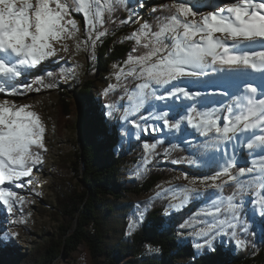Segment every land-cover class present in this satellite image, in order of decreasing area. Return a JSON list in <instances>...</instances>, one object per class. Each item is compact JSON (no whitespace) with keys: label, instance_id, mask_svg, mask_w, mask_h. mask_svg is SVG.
Listing matches in <instances>:
<instances>
[{"label":"snow or ice","instance_id":"snow-or-ice-1","mask_svg":"<svg viewBox=\"0 0 264 264\" xmlns=\"http://www.w3.org/2000/svg\"><path fill=\"white\" fill-rule=\"evenodd\" d=\"M119 3L126 6L125 0ZM210 7L212 10L200 12L187 0H172L153 8V12L167 15L154 18L155 30L145 21L126 36L134 41V47L115 78L137 81L131 92L125 90L127 106L121 105L123 119L137 130V139L139 133L163 129L192 135L187 132L190 128L206 138L205 147L214 150L210 157L211 174L181 173L176 179L185 183L161 187L157 197L167 196L169 206L179 211L207 193L204 207L195 214L205 217L197 221L203 226L182 225L194 228L193 235L203 241L196 243V248L212 249L217 235L230 236L236 247L245 248L246 241L237 232L238 228L248 230L241 223L243 205L237 201L238 195L251 193L252 215L258 211L264 223V134H256L257 130L264 133V98H257L258 88L242 80L231 102L218 111L205 107L209 94L193 89L215 87L216 81L230 74L241 78L249 72L264 74V0H221ZM115 11L114 0H0V205L9 214L16 205L26 202L16 190L32 183L34 169L44 163L43 153L48 151L47 128L41 114L34 105L18 103L10 97L55 87L45 83L43 76L32 82L26 76L44 62L59 58L61 52H68L69 41L77 50L89 42L95 48L96 42L107 34L98 28H103L106 16L112 20ZM74 13L83 17L85 40L80 39L81 25ZM74 71L61 69V79H69ZM117 87L110 84L103 95L108 96ZM146 106L152 115L141 116L143 127L136 119L129 121ZM220 112L224 114L221 116ZM149 118L157 123L147 124ZM182 125L186 127L182 129ZM158 143H142L144 170L152 163ZM237 144L246 145L256 158L238 166L234 159ZM187 163L196 165L197 161L188 159ZM141 174L139 170L136 173ZM226 188L234 190L225 196ZM143 218L144 213L140 212L130 221L128 235ZM10 235L15 237L18 233Z\"/></svg>","mask_w":264,"mask_h":264},{"label":"trees","instance_id":"trees-1","mask_svg":"<svg viewBox=\"0 0 264 264\" xmlns=\"http://www.w3.org/2000/svg\"><path fill=\"white\" fill-rule=\"evenodd\" d=\"M195 4H203L204 0H191ZM116 11L112 14V20L105 17L106 23L103 31L110 33L100 51L99 65L104 71L111 62L122 61L127 58L134 44L131 41L119 43L114 41V32L126 31V21L130 16V6H125L115 1ZM167 15V13L151 12L143 17V24L148 21L155 30V17ZM140 24V25H141ZM140 25L133 28L138 29ZM142 51V50H141ZM138 54V53H137ZM103 57L105 58L103 62ZM94 82L87 81L78 93L80 105V118L78 122L79 138L72 142V149L61 155V171L56 177V203L54 214L57 220H61L59 231L49 240L38 245L15 263L6 257L0 256V264H60L61 257L69 258L72 253L79 250L81 245L87 248L92 264H264V223L260 222L258 230H250L243 236L246 241L245 248H238L233 239L227 243L214 242L213 248L201 250L178 235L182 225L196 212L198 206L205 199L198 201L193 199L182 210L165 215V203L157 201L148 211L142 225L125 241L115 246H107L104 233L97 228H90L96 220L97 209L108 197L122 198L126 193H135L139 196L149 194L153 187L161 181L169 180L181 173L189 175H203L211 173L210 147H205L206 138L194 133L188 128V135L194 139L190 145L179 138L165 137L156 149V155L152 157V163L144 171V174L135 180H127L121 183L118 179L121 175L123 161L118 151L126 149L128 143L121 131L119 122L114 121V115H106L103 105L110 102L108 96L100 98L94 91ZM193 90L200 91V87ZM163 92V89H161ZM203 93V92H202ZM208 95L205 107L223 108L222 95L216 93ZM64 96H67L63 93ZM69 97V96H68ZM114 99V98H113ZM64 116L71 115V103L62 99ZM150 103H153L150 101ZM199 107V105H197ZM151 111L142 110L138 116ZM224 113L220 112L222 116ZM186 125H182V129ZM180 135L185 132L179 131ZM153 133H141L139 139L131 141V146L136 147L141 139H152ZM44 154V153H43ZM254 152L242 153V159L247 160ZM207 161L210 160L208 166ZM188 159L201 160L199 164L189 165ZM179 160V163L172 161ZM64 169L67 172H63ZM69 174H72L69 176ZM80 176V177H79ZM80 182H76L77 178ZM234 189L231 188V191ZM207 196V195H206ZM246 211L248 222L252 221V207L249 201L250 193H242L237 196ZM262 221V220H261ZM148 225L149 227H145ZM2 226L0 223V230ZM146 245L159 250L154 256H144ZM1 251V250H0ZM132 256V258H127ZM127 258V259H126ZM125 259V260H124Z\"/></svg>","mask_w":264,"mask_h":264},{"label":"rangeland","instance_id":"rangeland-1","mask_svg":"<svg viewBox=\"0 0 264 264\" xmlns=\"http://www.w3.org/2000/svg\"><path fill=\"white\" fill-rule=\"evenodd\" d=\"M115 1L119 2V0ZM171 2L172 0H125L126 6H130L131 20H126V26L123 28L126 31H117L113 33L114 41H118L119 43L131 41L127 40L126 36L136 30L133 27L135 25H140L144 16L153 12V8H158L163 4ZM187 2L195 5L196 9L200 12H207L212 10L210 7L211 5L219 4L221 3V0H204L203 4H195L192 3L191 0H187ZM141 4H143L144 7H140ZM74 16L78 19L81 25L80 39L85 40L86 37L83 17L82 15L75 13ZM98 30L103 31V28H98ZM109 35L110 33H107L104 37L97 41L95 48H92L89 42L87 47L82 45L80 50H77L74 42L69 41L68 52H61L59 54V58L44 62L42 66L37 67L26 76V80L28 82H32L37 76H43L45 83H53L55 87L50 89L42 88L40 92H32L27 96L10 97V99H14L18 103H29L34 105V110L41 114L47 128L45 141L48 149V151L43 154L44 163L37 167L41 170L40 178L36 179V177L34 178L32 176L31 179L33 184L26 183L25 188L16 190L19 195L26 198V202L22 206L16 205L12 214H9L6 208L0 205V223L2 226L0 230V256L6 257L10 262L15 263L19 261L25 253L30 252L38 245L46 242L53 234L59 231V226L62 221L57 220L56 215L54 214L56 203L55 180L59 174V170L61 171V155L68 153L72 149V142L79 138L77 128L81 114L77 95L87 81L92 80L94 82L93 89L100 98L105 96L103 95V92L110 84L118 85L114 91L109 93L108 97L111 101L109 103L106 102L103 105V108L106 115L110 116L109 113L111 112V115H114V121L120 123L122 127L121 131L128 143L125 150L121 149L118 151V155L123 161L121 175L118 179L121 183H125L127 180H135L144 174L145 170L142 167V157L144 155L142 143L144 141H158L160 143L165 137L172 136L173 138H179L186 144L190 145L193 143L192 141L194 139L190 138L186 135V133L180 135L179 132H172L167 129H163L153 133L155 137L152 139H141L136 147L131 146L130 142L137 139V130L133 129L131 124L123 119L124 111L121 105L127 106V94L125 90L127 89L128 92H131L137 81L130 77L127 79L122 78L120 81L116 80L115 74L120 67H124V61L126 59L111 62L107 67V71H104L102 66L99 65V60L101 58L100 51ZM131 42L134 44V41ZM132 54L135 55L137 53ZM104 59L105 58L103 57V62L105 61ZM61 69H65L66 71L74 69L75 71L74 74H70L69 79L64 80L61 79ZM47 73H51L52 75L49 76ZM242 80L246 83H252L253 86L258 88L257 98H264V74L262 75L251 72L247 73L243 78H241L239 74H230L216 81L215 87L202 86L200 87V91L203 93H207L209 91L218 94L227 93L226 95H222L224 105H227L231 102V96L237 93V86L242 85ZM63 93L67 96H64ZM62 99L71 103L72 113L69 116L63 115L65 108L63 106ZM152 102L155 103L154 101ZM109 104H113L116 107L114 109H109L107 107ZM138 115L139 114L130 116L129 121L136 119L143 127L145 125V121ZM151 115L152 113L150 112L142 116L151 117ZM153 123L157 122H155L152 118L147 120V124ZM256 134L264 133L257 130ZM140 135L141 133H139V136ZM200 139L201 137L198 136L197 140ZM233 143H235V141ZM228 146L231 147V144ZM235 152L236 154L234 159L238 162V166H245L247 162L256 158V153L254 152V155L251 158L247 160L242 159V153L249 152L244 144H237ZM50 154L52 157H48ZM206 159L207 158L204 157V161ZM196 161V164L201 162V160ZM205 162L208 165L210 160H206ZM138 170L142 173L141 175H136ZM63 172L67 171L64 169ZM70 175L72 174H69V176ZM179 176L180 175H177L169 180L158 182L153 187L152 191L145 196H139L135 193H126L119 199L108 197L105 199L104 203L98 207L96 220L90 225V228L95 227L100 229L105 235V243L107 246H115L119 242L125 241L131 237V235H128V225L130 221L136 218L140 212L144 213V221L146 214L157 201L165 203V215H169V213L177 211L169 206L171 201L167 196L157 197L156 193L161 190V187L166 188L169 187L170 184L175 186L185 183L183 180L176 179ZM79 177L76 179V182L81 183ZM231 193V188H226L224 195H230ZM206 195L207 193H204L202 196L197 197L198 201L203 200V198L206 200ZM205 200L201 202L196 212H194L186 223L193 224L196 228L203 226L197 223V221L203 220L205 217L195 214L202 210ZM237 201L239 200L237 199ZM242 205L244 204L242 203ZM247 215L248 214L242 207L240 213L241 223L245 225L248 230L241 231V229L238 228L237 232L243 240V236L250 230H258V225L262 220L258 211L255 216H252L251 222H248ZM13 221H15V223H13ZM143 221L139 223L136 230L142 225ZM193 231L194 228L192 227H181L178 235L195 246L196 243H202L203 241L198 240V238L193 235ZM12 232L18 233V235L13 237L10 235ZM229 239L232 238L227 235H217L213 240V243L215 241L227 243ZM150 249L157 248L146 245L143 253L144 256H154L159 253V250L151 251ZM201 249L202 248L199 250ZM127 258H132V256ZM122 262L123 261H120L119 264ZM60 264H92V262L87 248L85 245H81L79 250L72 253L69 258L61 257Z\"/></svg>","mask_w":264,"mask_h":264},{"label":"bare ground","instance_id":"bare-ground-1","mask_svg":"<svg viewBox=\"0 0 264 264\" xmlns=\"http://www.w3.org/2000/svg\"><path fill=\"white\" fill-rule=\"evenodd\" d=\"M263 75V74H262ZM236 143V142H235ZM229 147V146H228ZM229 151H230V153H231V147H229ZM48 157H52V155L50 154V156L48 155ZM41 170H40V168H37V169H34V172H33V177L35 178L36 177V179H39L40 178V176H41V172H40ZM31 184H33V182L31 183Z\"/></svg>","mask_w":264,"mask_h":264}]
</instances>
